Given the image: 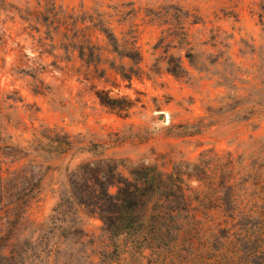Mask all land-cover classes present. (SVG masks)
Instances as JSON below:
<instances>
[{
	"label": "rangeland",
	"instance_id": "1",
	"mask_svg": "<svg viewBox=\"0 0 264 264\" xmlns=\"http://www.w3.org/2000/svg\"><path fill=\"white\" fill-rule=\"evenodd\" d=\"M102 19L121 42L135 40L140 62L111 50L95 27ZM93 46L101 50L89 53ZM188 52L210 70L193 68ZM171 55L189 73L168 72ZM257 101L264 103V0H0V178L13 193L36 184L18 220L16 197H0V264H202L153 262L145 234L137 243L117 237L108 249L102 238L88 243L102 221L61 203L68 175L100 159L129 175L141 165L171 171L204 150L241 154L264 136V111L250 116ZM42 136L73 147L32 149ZM67 217L75 226L62 236ZM74 228L88 233L85 245Z\"/></svg>",
	"mask_w": 264,
	"mask_h": 264
},
{
	"label": "trees",
	"instance_id": "2",
	"mask_svg": "<svg viewBox=\"0 0 264 264\" xmlns=\"http://www.w3.org/2000/svg\"><path fill=\"white\" fill-rule=\"evenodd\" d=\"M95 27L113 52L140 62L141 52L134 39L121 42L103 19L95 23ZM97 50L101 47L93 46L89 53H98ZM80 53H85V48H81ZM186 56L196 70H210L206 61L196 63L191 52ZM167 63L168 72L175 76L189 73L180 57L171 55ZM132 72L124 76L132 78ZM253 106L250 116L255 110L264 111V103L257 101ZM33 145L34 150L55 153L73 147L68 139L50 136L37 138ZM6 147L21 153L32 152L28 147L11 144ZM247 150L238 155L230 150H204L195 159L180 161L171 171L157 165H141L131 169L129 175L106 159L82 162L68 175L69 183L61 203L77 205L102 221V234L87 242L91 244L102 238L101 246L105 249L122 235L137 243L141 242L139 236L145 234L153 262L264 264V136L251 140ZM251 185L255 190H250ZM35 186L21 189L19 185L18 191L13 193L15 187L10 192L0 178V197H16L17 220L30 202ZM154 198L152 214L146 220L147 207ZM73 226L75 221L67 217L60 221L57 229H63L60 234L65 236L67 228L71 230ZM72 232L78 242L85 245L88 233L78 228Z\"/></svg>",
	"mask_w": 264,
	"mask_h": 264
}]
</instances>
